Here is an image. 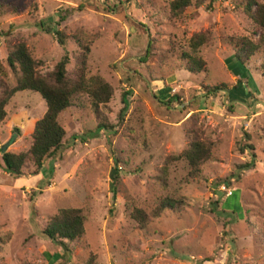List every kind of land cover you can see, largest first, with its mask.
Listing matches in <instances>:
<instances>
[{"label":"rangeland","instance_id":"obj_1","mask_svg":"<svg viewBox=\"0 0 264 264\" xmlns=\"http://www.w3.org/2000/svg\"><path fill=\"white\" fill-rule=\"evenodd\" d=\"M0 1L16 8L0 15V66L9 85L16 83L5 64L10 44L24 43L41 73L66 50L72 77L80 43L88 47L86 77L113 89L98 114L80 95L58 116L63 147L37 175L27 163L15 179L0 158V264H85L91 255L95 264H264V51L244 65L234 59L230 38H257L242 0H205L209 11L190 7L179 19L168 16L173 0ZM205 32L199 56L206 71L191 74L179 55L192 35ZM219 85L226 89L208 92ZM45 110L39 94L16 93L0 123V151H27ZM101 122L110 128L98 129ZM191 130L214 143L213 161L194 180L184 161H170ZM163 198L183 207L137 229L130 211L149 213ZM69 208L82 210L85 233L61 259L63 250L40 230Z\"/></svg>","mask_w":264,"mask_h":264},{"label":"trees","instance_id":"obj_2","mask_svg":"<svg viewBox=\"0 0 264 264\" xmlns=\"http://www.w3.org/2000/svg\"><path fill=\"white\" fill-rule=\"evenodd\" d=\"M205 0H173L168 5V16L170 19H179L187 8L206 10L212 8L211 3L205 5ZM239 7L246 17L251 21L253 38L240 37L230 38L236 40L234 59L240 65H244L257 52L264 51V1L257 3L255 0H242ZM16 8L12 5H4L0 1V15L15 14ZM65 17H60L63 21ZM56 40L62 48L65 47L66 37L62 32H56ZM209 41V34L196 33L191 36L188 42V49L181 51L179 61L184 69L191 74H200L206 71V64L199 56V49ZM81 49V60L74 76L68 75L66 70L69 58L66 50L61 59L51 71L40 72L41 61L35 60L26 45L22 42L10 44L5 64L8 70L16 77V83L11 86L7 82V72L0 66V123L6 118V107L12 97L23 91H29L40 95L45 102L46 110L43 116L34 123L31 133V145L27 151L19 154L5 152L1 154V161L4 172L9 176L19 179L24 176V167L31 163L37 175L41 170L43 162L51 159L63 147L65 131L58 122V116L73 106L77 96L85 95L89 99L90 106L95 114H98V106L107 104L113 94L112 87L98 76L86 77V53L88 47L78 43ZM151 42L148 45L146 54H149ZM260 74L264 80V61L259 66ZM226 89V86L219 85L208 89L209 93ZM169 102V101H168ZM105 122V121H104ZM104 122L98 125L99 128H110ZM188 143L184 150L177 156L171 157L170 161H184L187 165V179H197L201 174V168L208 162L213 161L212 150L214 143L203 140L196 130H191ZM248 138V135H246ZM244 149L251 152V159L254 158V148L246 144ZM243 151V149H240ZM119 159L117 158L116 161ZM252 166L251 161L240 165L237 169L247 170ZM117 179V177H115ZM183 202L171 198L161 199L149 212L133 208L129 217L136 223L137 229L144 228L152 219H158L166 211H180ZM85 216L81 209L69 208L60 209L55 214L47 217L40 234L52 241L63 250L61 259L69 253V244L80 240L85 233ZM94 255L85 264H95Z\"/></svg>","mask_w":264,"mask_h":264},{"label":"water","instance_id":"obj_3","mask_svg":"<svg viewBox=\"0 0 264 264\" xmlns=\"http://www.w3.org/2000/svg\"><path fill=\"white\" fill-rule=\"evenodd\" d=\"M5 149H6V145H5V146H3V147L1 148V151H0V153H1V154L5 153V152H6V151H5Z\"/></svg>","mask_w":264,"mask_h":264}]
</instances>
